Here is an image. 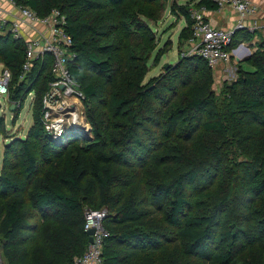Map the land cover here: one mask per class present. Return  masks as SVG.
<instances>
[{
	"label": "trees",
	"instance_id": "16d2710c",
	"mask_svg": "<svg viewBox=\"0 0 264 264\" xmlns=\"http://www.w3.org/2000/svg\"><path fill=\"white\" fill-rule=\"evenodd\" d=\"M14 1L40 17L59 9L72 39L68 60L71 79L86 99L96 97L95 87L87 83L93 75L105 78L112 91L108 93L110 120L103 135L96 134L98 141L90 143L73 132L66 135V145L49 140L42 151L59 156L40 169L30 142L48 135L42 119L45 94L54 81L50 57L36 60L20 80L23 42L12 38V47L3 51L0 64L11 73L10 103L18 105L29 93L34 95L33 125L25 139L19 140L18 151L5 152L6 158L11 155L16 160L12 169L28 185L26 197L9 178L5 166L0 173V196L4 198L0 205V252L7 264H69L81 256L88 244L86 206L112 211L103 220L109 232L102 249L103 264H189L184 259L190 257L207 264H264V39L244 62L249 69L239 65L220 108L224 119L204 118L211 106L207 92L213 71L201 58L196 56L203 69L189 58L168 69L174 74L183 70L187 78L182 92L168 94L156 78L143 83L146 59L134 60L129 55V34L112 47L110 52L115 55L103 58L105 52L92 47L91 39H111L118 30L113 23L107 25V31L100 29L93 10L102 5L96 0ZM201 6L207 11L218 10L213 0H198L193 9ZM190 9L187 5L177 7V14L185 21L180 41L192 35ZM245 36L244 31L241 38L247 39ZM9 39L5 37L4 42ZM239 41L234 38L231 48ZM163 53L159 50L154 61ZM158 100H166L171 111L168 116L155 115L149 109L151 102ZM187 118L194 125L174 136L180 121L184 124ZM145 141L170 150V154L163 157L161 168L141 179L140 167L136 168L132 158ZM78 142L85 147L73 145ZM151 150L145 152L148 158ZM232 153L242 161L229 160ZM208 165L211 176L207 177V188L192 212L185 199L186 187L195 184ZM155 198L161 200V210L167 211L161 220L152 210L158 207ZM28 211L37 213L39 226L28 223ZM32 232H37L35 241Z\"/></svg>",
	"mask_w": 264,
	"mask_h": 264
},
{
	"label": "rangeland",
	"instance_id": "374dc122",
	"mask_svg": "<svg viewBox=\"0 0 264 264\" xmlns=\"http://www.w3.org/2000/svg\"><path fill=\"white\" fill-rule=\"evenodd\" d=\"M96 1L97 5H102V8L93 10V13L98 14L99 23L101 24L100 29L102 31H107V25L113 23L118 25V30L111 39H102L100 41L95 38L91 39L90 43L92 47L98 49L101 53L105 52L103 58H106L111 54L110 50L112 47L117 45V42L123 38V35L125 33L129 34V38L131 39L128 44L129 55H131L134 60L140 59L142 61L146 59L147 72L143 83H146L151 78H156L161 86L167 88L165 90L166 93L169 94L177 90L182 92L185 87L184 83L187 82L183 70H181L179 74H174V71H168V69L171 67L177 68L182 58L191 59L192 64L199 69L205 68L203 63L193 55L192 48L194 44L191 42V38L187 41H180L178 39L180 31L185 27V21L181 15L177 14V7L179 5H187L188 8L193 9V5L198 0ZM222 13L224 14L225 11ZM7 36H9L10 39L5 43L4 38ZM12 41L13 39L7 29L0 31V56L5 49L12 47ZM262 41L263 38L260 39L256 45L258 46L259 43L261 45ZM159 50L164 53L161 54L159 60L155 62L154 57ZM120 55H123V50ZM68 58H71L70 52H68ZM247 59L248 58L245 59L244 57L235 56L233 54L227 64L212 72V82L207 92V97L211 101V106L209 110L204 113V118L224 119L225 115L221 112L220 108L225 105V98L228 95L229 86L231 82L236 79L238 69L241 67L244 70L249 69V66L244 63ZM240 64L241 67L239 66ZM173 75L174 77L171 78ZM87 83L93 85L96 89V97L94 99H86L85 96H83V98L76 100L73 97H69L63 102L62 98L53 95V87L50 85L48 86L45 94L47 102L45 103L46 108L45 114L43 113V119L48 126L55 127L56 131L51 128L49 130L50 133H48L45 138L31 139L30 142V148L38 160L40 169L51 159L59 156L57 152L44 154L42 151L43 146L47 145L49 140L66 145V135L69 132H73L86 141L93 143L98 141L96 134L103 135L104 128L108 125L110 120L108 93L112 91L111 86L105 84V78L94 75L90 77ZM77 91L83 92L81 87H78ZM33 99V93H29L23 103L14 105L11 109L8 96H0V122L3 123V128L0 127V173L2 167L5 166L9 178L16 182L20 193L24 197H26L28 185L18 174L17 170L12 169L16 160L11 155L9 158H6L5 152L8 150L18 151V148L21 146L19 140L25 139L27 131L33 125ZM166 100L151 102L149 109L155 115L160 114L161 116H168L171 111L166 107ZM193 125L194 121L190 118H187L184 124L180 121L178 128L174 132V136L183 129L190 128ZM54 132H58V134H54ZM146 141L142 143V150L136 151L132 158V163L137 166L136 168L138 169L140 167L139 177L141 179L147 173H153L156 169L161 168L163 157L170 154V150L163 149L159 145H149ZM73 145L84 148L86 144L78 142ZM150 150L152 154L148 158L145 152H149ZM231 157L237 162L242 161V157L237 156L235 153H232V156L229 155V160ZM209 176H211V167L208 165L199 173L197 182L186 187L185 199L189 202L190 206L188 209H191L192 212L196 210L195 203L197 199H200L205 192L204 189L207 188V177ZM3 200L4 198L0 196V205ZM153 201L158 204L157 208H152L154 217L161 220L163 214L167 211L165 209L161 210V200L155 198ZM238 204L239 203L236 201L235 209H237ZM86 209H88L87 206ZM107 213L112 214V211L108 209ZM185 213L188 215L191 214L187 211H185ZM28 214V223L39 226L40 222L37 213L28 211ZM237 214L238 211L235 212V215ZM31 235L32 240L35 241L37 239V232H32ZM215 243H217V240ZM174 247L175 246H172V249H174ZM174 251L176 250L174 249ZM184 261L189 264H207L197 257L185 258ZM2 264H7L3 258Z\"/></svg>",
	"mask_w": 264,
	"mask_h": 264
},
{
	"label": "built area",
	"instance_id": "2783aa9c",
	"mask_svg": "<svg viewBox=\"0 0 264 264\" xmlns=\"http://www.w3.org/2000/svg\"><path fill=\"white\" fill-rule=\"evenodd\" d=\"M213 1L217 6V11L229 6L238 16L234 29L223 30L215 28L206 20L204 14L207 9L204 6L199 9H190L192 21L190 40L194 44L193 55L201 58L209 69L215 71L230 61L235 50V48H231L235 32L245 29L244 21L248 17L255 16L257 9L249 0ZM3 4L15 10V13L5 9ZM65 26V15L59 9H52L48 15L40 17L30 8L17 5L14 0H0V31L7 29L13 39L21 40L24 44L25 56L19 79H23L30 72L36 60L42 59L45 55L49 56V70L54 79L50 86L53 87V95L62 98L63 102L69 97L76 100L83 98L82 92L77 91L79 86L70 77L68 52L72 46V39L67 34ZM10 81V71L0 64V96H8ZM46 102L45 96L44 105ZM42 120L47 134L50 133L51 128L56 131L55 127L48 126L44 119ZM54 134H58V132H54ZM107 212L106 208L85 209L84 232L86 233L90 229L94 230L92 242H88L83 254L75 257L69 264H103V244L109 236V232L103 227V220L106 218ZM0 264H2L1 252Z\"/></svg>",
	"mask_w": 264,
	"mask_h": 264
},
{
	"label": "crops",
	"instance_id": "0c3cea01",
	"mask_svg": "<svg viewBox=\"0 0 264 264\" xmlns=\"http://www.w3.org/2000/svg\"><path fill=\"white\" fill-rule=\"evenodd\" d=\"M251 1L257 9V13L255 16L248 17L245 21V29L242 31H238L235 39L240 40L238 44V48L236 51H233L235 56L249 58V56L254 53L259 47L260 43L257 46L260 39H264V0H249ZM3 7L9 10L11 13H15V10H12L6 4H3ZM225 13L223 14L222 12ZM206 20L215 28L223 29V30H232L234 29L238 16L235 11L227 6L221 11H206L205 12ZM246 32V38L243 40V32ZM223 67V66H220ZM219 67V68H220ZM218 68V69H219Z\"/></svg>",
	"mask_w": 264,
	"mask_h": 264
},
{
	"label": "water",
	"instance_id": "95a60500",
	"mask_svg": "<svg viewBox=\"0 0 264 264\" xmlns=\"http://www.w3.org/2000/svg\"><path fill=\"white\" fill-rule=\"evenodd\" d=\"M238 48V47H237ZM236 48V49H237ZM236 49L234 51H236ZM14 105L11 104V109L13 108ZM94 233L93 229H90L86 232V236L88 237V242L91 243L92 242V235Z\"/></svg>",
	"mask_w": 264,
	"mask_h": 264
}]
</instances>
